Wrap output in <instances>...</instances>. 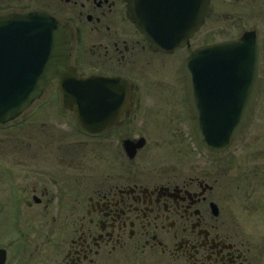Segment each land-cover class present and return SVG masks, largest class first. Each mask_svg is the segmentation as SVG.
<instances>
[{"label": "flooded vegetation", "instance_id": "1", "mask_svg": "<svg viewBox=\"0 0 264 264\" xmlns=\"http://www.w3.org/2000/svg\"><path fill=\"white\" fill-rule=\"evenodd\" d=\"M172 1L0 0V15L45 12L67 27L70 65L83 78L115 79L120 98L115 121L94 134L61 106L59 94L43 95L11 124L27 123L50 104L60 118L49 129L55 158L0 166L4 264H264V0H220L227 35L220 40L256 37L259 87L245 127L219 149L198 139L182 71L193 50L220 41L213 40L219 0H209L183 46L153 49L131 6H145L160 21L162 4ZM219 108L210 106L212 117ZM175 116L181 126L166 128ZM63 124L94 148L81 141L70 157ZM88 156L96 165H87Z\"/></svg>", "mask_w": 264, "mask_h": 264}, {"label": "water", "instance_id": "2", "mask_svg": "<svg viewBox=\"0 0 264 264\" xmlns=\"http://www.w3.org/2000/svg\"><path fill=\"white\" fill-rule=\"evenodd\" d=\"M208 1L182 0L181 18L178 16L176 19L168 16L170 11L162 4L159 13L162 19L151 22L153 27L149 30L155 32V36L150 38L152 46L170 49L183 45L206 15ZM176 6L179 9V1ZM186 7L191 8V15ZM135 13L138 15L137 24L146 32L142 7L136 8ZM69 57L68 29L46 13L0 16V124L17 118L43 94L53 78L58 79L62 106L73 111L86 130L95 132L110 124L116 118L117 82L95 76L79 78L69 66ZM256 65L257 43L252 33H245L237 40L199 47L185 60L183 73L187 100L198 138L204 145L226 146L244 127L259 85ZM225 88L230 89L226 99L222 97ZM207 93H213V98L209 99ZM223 99L224 102L229 99L230 104L229 109L223 110L224 116L204 119V115L195 111L198 109L200 112L201 104L207 100L222 103ZM97 103L106 109L101 111L104 115L99 122ZM203 110L208 111L206 104ZM232 112L239 116H233ZM211 127L224 131L212 132L209 130Z\"/></svg>", "mask_w": 264, "mask_h": 264}, {"label": "rangeland", "instance_id": "3", "mask_svg": "<svg viewBox=\"0 0 264 264\" xmlns=\"http://www.w3.org/2000/svg\"><path fill=\"white\" fill-rule=\"evenodd\" d=\"M218 2L219 3L215 5L214 19H213L214 20L213 40L214 41L220 40L223 37L227 36L225 34V31L223 29V24H222V17H221L222 8L220 4L221 2L220 0ZM203 32H201V35L204 36ZM201 35H197L198 42H200L201 40ZM45 94L47 96H52L55 94L58 95L56 85H52ZM43 100H48V98L45 97ZM146 105H149L148 101L146 102ZM166 108L168 109V111L175 113L176 106H174L173 104L169 103V105H167ZM35 109L37 110L36 107ZM55 110L56 109L53 108L51 104L47 105L43 109H40V112H38L39 114H36L27 123L19 127L12 126L11 128L8 127L7 129L0 130V166L2 167L5 166V168H7L6 166H8L10 168V166L14 163V161L18 159L44 160L47 158H55L56 149L51 146L53 139L49 138L50 136L49 129L53 127H57V125L55 124V119L56 118L60 119L59 115L54 114ZM259 110L263 111L264 106H261ZM48 113H51V115L49 116ZM52 117H54V119ZM171 119L166 118V121L168 122L164 125L166 128L168 127L175 128V127L181 126V124L179 123L180 121L178 120L179 117L175 116L172 119V121ZM147 120L148 119H146V121ZM148 123L153 124L152 119ZM143 124H144L143 121L137 122L136 125L134 126V130H135L134 133H137L139 129L142 128ZM62 126L65 127L64 132L69 133L66 139V143L68 142L70 144V147H69L70 152H71L70 157H72L74 149L78 148L77 144L81 141L92 144V147L94 148V144L96 143L94 140L86 139L83 141V139L79 137L77 134L70 132L64 124ZM69 126L72 127V123L69 124ZM47 131H48V136H46ZM153 135H154L153 133H149L148 138L150 142L155 143L157 141ZM76 153L77 152H75L74 155H76ZM88 157H89V161L87 165L90 167L93 165H96L95 158L93 156H88Z\"/></svg>", "mask_w": 264, "mask_h": 264}]
</instances>
